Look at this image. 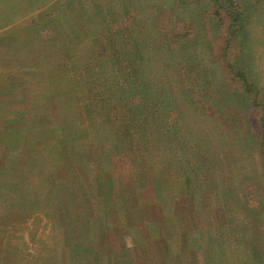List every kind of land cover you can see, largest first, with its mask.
Segmentation results:
<instances>
[{"label": "rangeland", "instance_id": "374dc122", "mask_svg": "<svg viewBox=\"0 0 264 264\" xmlns=\"http://www.w3.org/2000/svg\"><path fill=\"white\" fill-rule=\"evenodd\" d=\"M238 1L218 56L206 0H0V264H174L182 235L179 264H264V155L224 74L264 90V0Z\"/></svg>", "mask_w": 264, "mask_h": 264}, {"label": "trees", "instance_id": "16d2710c", "mask_svg": "<svg viewBox=\"0 0 264 264\" xmlns=\"http://www.w3.org/2000/svg\"><path fill=\"white\" fill-rule=\"evenodd\" d=\"M206 2L208 6L212 9L211 10L212 11L211 12L212 25L211 27L205 26L206 29L207 28L212 29L216 24H219L220 27L222 28V32L220 31L217 32L218 38L212 39L209 33H207V38L208 39L210 38L211 46L214 48L213 50H215L216 55H218V53L219 54L220 53L223 54V52L226 53L227 46H229L231 42H234V41L236 42L240 38V36L244 33V28L247 24L246 22L248 21L249 15H250V8L252 7L250 6L243 7L242 4L238 0H206ZM134 16H135L134 9L133 7H131V10L126 15L120 17L121 22L117 24L119 28L121 29H123L124 26L126 28V32H124L126 34L125 36H123L125 41L128 40L127 37H129L128 33L131 31L130 27L133 26L132 18ZM202 18L203 20H205L203 15H202ZM109 21L112 22L114 21V19L113 20L109 19ZM213 21H214V24H213ZM181 25L182 27H184V25L178 21L174 25V28H176L177 30H180ZM219 37H221V39H219ZM125 44H128V43H125ZM224 65L226 69L224 74H225L227 83H229L231 87H233L235 90L237 89L236 91L239 92L240 96L242 97L243 102L246 104L247 112L245 113H247V116L245 117L246 129L244 133H246V135H248L249 138L253 141L255 148L260 152V154L264 155V90H262V88H260V86H258L255 83L254 79L252 78L251 72H249V70L246 67L233 66L229 64L228 62H224ZM222 179H223L222 186L220 187L221 189L226 190L228 186L227 185L223 186V181L225 182L224 184H229V181H228L229 179L225 177L224 175L222 176ZM194 182H195L194 177L186 178L185 180L186 188L188 190H192ZM215 188H216V191L213 188L212 192L216 193V196H218L219 198L222 191L219 189V187H215ZM101 190L105 192L104 189H101ZM110 196H111L110 194L108 195L107 193H104L103 197L107 200L108 199L107 197H110ZM248 196H249V200L252 201L253 200L251 198L252 192L249 193ZM220 207H223V204L221 203V201H220ZM220 207H218L217 210H220ZM159 214H158V217H159ZM161 216L163 217L164 215L162 214ZM152 217L153 216H151L150 219ZM158 217L155 219V222L158 221ZM199 217H202V216H199ZM203 217L201 218V221L202 219H204ZM165 218L166 220H168L169 217H165ZM183 237L185 236L182 235V238L180 241L181 246L179 247L178 253L176 255H169V253H166L165 254L166 257L163 256L164 257L163 259L172 260L173 258L174 264H179V260L181 258L185 259L183 254L185 252L184 244L186 240ZM261 238L264 241V231L262 232Z\"/></svg>", "mask_w": 264, "mask_h": 264}]
</instances>
